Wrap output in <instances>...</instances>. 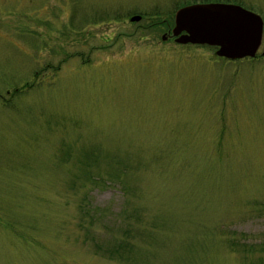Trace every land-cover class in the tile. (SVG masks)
<instances>
[{
	"label": "rangeland",
	"instance_id": "1",
	"mask_svg": "<svg viewBox=\"0 0 264 264\" xmlns=\"http://www.w3.org/2000/svg\"><path fill=\"white\" fill-rule=\"evenodd\" d=\"M215 3L0 0V264H264V59L162 40Z\"/></svg>",
	"mask_w": 264,
	"mask_h": 264
},
{
	"label": "water",
	"instance_id": "2",
	"mask_svg": "<svg viewBox=\"0 0 264 264\" xmlns=\"http://www.w3.org/2000/svg\"><path fill=\"white\" fill-rule=\"evenodd\" d=\"M140 19L135 16L131 21ZM173 32L178 43L219 47L217 55L236 60L255 57L262 44L264 22L258 14L238 5H192L177 11Z\"/></svg>",
	"mask_w": 264,
	"mask_h": 264
},
{
	"label": "flooded vegetation",
	"instance_id": "3",
	"mask_svg": "<svg viewBox=\"0 0 264 264\" xmlns=\"http://www.w3.org/2000/svg\"><path fill=\"white\" fill-rule=\"evenodd\" d=\"M178 9H180V8H178ZM177 9V10H178ZM248 10V9H247ZM177 12V11H176ZM252 12V11H251ZM135 16H141V15H132L130 18H129V21H130V23H131V25H135V24H137V23H140L142 20H144V17L143 16H141V19H140V21H138V22H133V21H131V19L133 18V17H135ZM169 23V22H168ZM167 23V24H168ZM175 26H176V20H175V22H174V25L173 26H171V25H169L168 24V29L166 28V29H164V34H163V36H162V40L163 41H173V42H175V43H177V44H179L178 42H177V39H178V36H175L174 35V28H175ZM263 38H264V36H263ZM186 45H191V44H186ZM263 47V40H262V44H261V46H260V48H259V50H258V52H257V54L255 55V57H244V58H241V59H236V60H231V59H228V58H225V57H222V56H218L217 54V60H227V61H240V60H248V62H254V61H258V60H263L264 59V48H262ZM217 51V50H216ZM78 55L77 56H79V57H83L82 55H84V53H77Z\"/></svg>",
	"mask_w": 264,
	"mask_h": 264
},
{
	"label": "trees",
	"instance_id": "4",
	"mask_svg": "<svg viewBox=\"0 0 264 264\" xmlns=\"http://www.w3.org/2000/svg\"><path fill=\"white\" fill-rule=\"evenodd\" d=\"M84 214H85V213H84ZM92 222H93V221H92ZM90 223H91V222H90ZM124 242H125V241H124ZM97 248L100 249L99 246H97ZM111 250H113V249H111ZM111 250H109V256H110V257L114 256V254L111 252Z\"/></svg>",
	"mask_w": 264,
	"mask_h": 264
}]
</instances>
